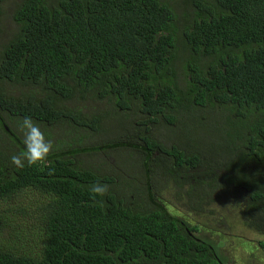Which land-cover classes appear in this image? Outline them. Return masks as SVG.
I'll return each mask as SVG.
<instances>
[{
  "label": "trees",
  "instance_id": "trees-1",
  "mask_svg": "<svg viewBox=\"0 0 264 264\" xmlns=\"http://www.w3.org/2000/svg\"><path fill=\"white\" fill-rule=\"evenodd\" d=\"M9 18L0 239L18 226V193L44 202L26 224L40 250L1 243L0 264H264V0H0V29ZM180 112L194 129L206 119L223 129L221 144L170 148L181 168L212 160L208 182L222 193L211 205L165 203L176 170L142 153L168 149L152 134L179 127ZM25 116L46 137L63 131L46 162L17 168ZM95 155L100 163H87ZM96 182L108 186L103 197L89 191Z\"/></svg>",
  "mask_w": 264,
  "mask_h": 264
},
{
  "label": "rangeland",
  "instance_id": "rangeland-1",
  "mask_svg": "<svg viewBox=\"0 0 264 264\" xmlns=\"http://www.w3.org/2000/svg\"><path fill=\"white\" fill-rule=\"evenodd\" d=\"M12 8L8 11L9 16L12 15ZM17 31V25L13 21L12 18L6 19L4 23L1 25L0 29V51L5 43L8 42V40L16 33ZM180 66V63H179ZM178 72L180 71V68L178 69ZM180 83L183 85V77L178 75ZM8 88H10L8 86ZM25 91V89H22ZM84 105L88 109L87 112H90L95 108L96 104L93 101H87V102H81L78 101L77 106ZM107 106L106 103H102L100 105ZM190 114L187 112H180V120L181 124H179V127H176L175 129L167 128L165 126H161L153 132V137L156 139H159L161 142H163L166 146H169L171 144H186L189 140L193 139L194 144L200 145L203 143L205 146L209 143L212 145L213 143L221 144L223 141V129H220L215 125V122L211 121L210 119L203 120L202 126H199L198 128L194 129L191 127V122L196 123V120L194 118H191L189 116ZM199 116V115H197ZM206 116V115H205ZM132 115L130 118L126 121L125 124H129L131 122ZM179 120V121H180ZM183 120V122H182ZM201 121V118H200ZM56 133H51V136L53 137H46L50 139L52 142L55 141L56 138H61L60 135L62 134L61 131L63 129L61 127L56 126ZM17 134L22 138V134L20 132V127L18 126L16 129ZM129 132L133 134L131 128H129ZM124 134V132H123ZM79 135H83L80 133ZM127 136H124L125 138ZM101 139H104V136H98V137H87V139L83 138V143L88 144L89 142L97 143L101 142ZM203 148V147H202ZM137 154V153H136ZM120 156V155H116ZM128 157V156H127ZM87 163H100V159L97 158V156L93 157H87L86 158ZM93 166L94 169H98V166ZM40 196V195H39ZM36 191L33 190H27L22 191L18 193L14 200V205L11 207L10 210H20L18 214V226H14L13 229L4 230V234L2 239H0V245L1 243H5L7 245L11 246V249H14L16 247L19 251H28L29 249L39 251L40 245L37 240L33 238L34 234L32 233L33 227L29 229V227L26 226L27 223L32 221V213L37 210L39 206L43 204V198H40ZM2 209L6 208V205H2ZM9 223V222H7ZM6 223V225H7ZM20 225V226H19ZM30 232V234H28ZM209 236V235H208ZM210 237H213L212 233H210ZM3 240V241H2ZM36 253V252H33Z\"/></svg>",
  "mask_w": 264,
  "mask_h": 264
},
{
  "label": "flooded vegetation",
  "instance_id": "flooded-vegetation-1",
  "mask_svg": "<svg viewBox=\"0 0 264 264\" xmlns=\"http://www.w3.org/2000/svg\"><path fill=\"white\" fill-rule=\"evenodd\" d=\"M163 143V142H162ZM164 144V143H163ZM146 145V144H145ZM165 145V144H164ZM166 146V145H165ZM178 146V144H171L166 150H150L147 149V152L142 151L145 154H151V158H158L160 163L163 164V169L169 167L170 169H175L178 177L177 183L170 182V178L166 177V188L160 193V197L164 200L165 203L169 205H175L180 202H191L199 203L203 205H211L213 202L218 201V193H222L219 189H214L212 183L208 182L211 179L213 169L212 160L207 159L206 166L192 167V168H181L177 166V161L173 155L174 150H170L171 147ZM197 153H195L196 155ZM148 156V155H147ZM217 170H227V167L216 168ZM190 173L189 176L186 174ZM188 179H191V182H188ZM200 182V183H199ZM224 196V195H223ZM226 197V196H225ZM234 201L233 197H228ZM225 199V198H222ZM227 200V199H225ZM228 201V200H227ZM209 217H204L202 220L208 219ZM210 235V234H209ZM259 238V237H258Z\"/></svg>",
  "mask_w": 264,
  "mask_h": 264
},
{
  "label": "clouds",
  "instance_id": "clouds-1",
  "mask_svg": "<svg viewBox=\"0 0 264 264\" xmlns=\"http://www.w3.org/2000/svg\"><path fill=\"white\" fill-rule=\"evenodd\" d=\"M23 151L10 156V162L17 168L33 167L47 161L54 150L53 142L46 138L38 122L25 116L20 124ZM108 186L99 182L89 186L94 197H103L108 192Z\"/></svg>",
  "mask_w": 264,
  "mask_h": 264
}]
</instances>
